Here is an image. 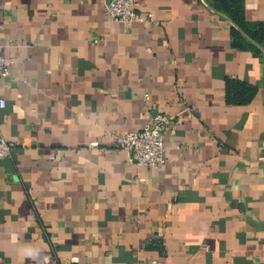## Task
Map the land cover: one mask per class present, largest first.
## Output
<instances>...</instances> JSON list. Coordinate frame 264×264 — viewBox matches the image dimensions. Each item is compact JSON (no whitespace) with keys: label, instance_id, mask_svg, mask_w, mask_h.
Instances as JSON below:
<instances>
[{"label":"crops","instance_id":"0c3cea01","mask_svg":"<svg viewBox=\"0 0 264 264\" xmlns=\"http://www.w3.org/2000/svg\"><path fill=\"white\" fill-rule=\"evenodd\" d=\"M135 5L153 19L0 0V264H264V38L213 0ZM241 7L264 29V0ZM155 113L168 162L138 168L111 142Z\"/></svg>","mask_w":264,"mask_h":264},{"label":"built area","instance_id":"2783aa9c","mask_svg":"<svg viewBox=\"0 0 264 264\" xmlns=\"http://www.w3.org/2000/svg\"><path fill=\"white\" fill-rule=\"evenodd\" d=\"M105 15L116 22L125 24L143 23L153 19V14H140L136 10L135 0H103ZM4 29L0 25V32ZM15 64V59L7 57L0 50V78L6 79L11 75L10 68ZM6 106V100L0 99V108ZM172 118L161 113L151 114L142 130L129 131L116 136L111 146L125 151L128 162L138 168L160 169L168 162L165 143V131L171 124ZM99 142H93L92 147H98ZM13 154L12 145L0 138V160L10 158ZM141 264H163L159 259L150 260Z\"/></svg>","mask_w":264,"mask_h":264},{"label":"trees","instance_id":"16d2710c","mask_svg":"<svg viewBox=\"0 0 264 264\" xmlns=\"http://www.w3.org/2000/svg\"><path fill=\"white\" fill-rule=\"evenodd\" d=\"M215 8L221 12L226 14L230 17L242 30L243 32L249 36L251 39L256 41L257 43H261L264 38V29L261 24H247L244 20V14L241 7V0H213ZM237 46L239 47H252L253 46L246 41V39L237 33L236 31L233 32ZM231 92H233V98L237 97L242 89L245 88L246 91L251 92L253 90L252 87L249 85L246 86L245 84L235 81L229 87ZM241 88V90H240ZM240 90V91H239Z\"/></svg>","mask_w":264,"mask_h":264}]
</instances>
